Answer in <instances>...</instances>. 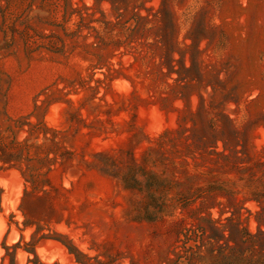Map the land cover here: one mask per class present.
I'll return each instance as SVG.
<instances>
[{
  "label": "rangeland",
  "instance_id": "1",
  "mask_svg": "<svg viewBox=\"0 0 264 264\" xmlns=\"http://www.w3.org/2000/svg\"><path fill=\"white\" fill-rule=\"evenodd\" d=\"M0 264H264V0H0Z\"/></svg>",
  "mask_w": 264,
  "mask_h": 264
}]
</instances>
